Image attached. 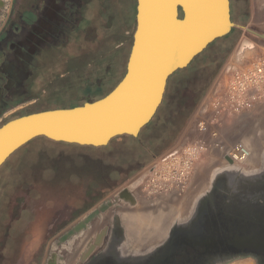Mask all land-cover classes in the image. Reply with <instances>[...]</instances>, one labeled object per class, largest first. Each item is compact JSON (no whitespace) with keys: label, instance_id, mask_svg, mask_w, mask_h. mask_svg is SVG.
I'll use <instances>...</instances> for the list:
<instances>
[{"label":"rangeland","instance_id":"rangeland-1","mask_svg":"<svg viewBox=\"0 0 264 264\" xmlns=\"http://www.w3.org/2000/svg\"><path fill=\"white\" fill-rule=\"evenodd\" d=\"M231 7L235 45L244 37L254 47L249 54L264 55V29L242 17L248 2L240 9L231 0ZM136 15L137 0H0V127L23 115L84 103L91 90L81 78L86 69L102 65L119 79ZM114 45L122 47L123 61L116 75ZM193 73L169 79L171 101L179 94L196 101L194 84L204 87L211 77ZM218 74L176 141L159 154L148 148L146 163L133 159L112 189L118 159L47 141L19 150L6 165L15 167L12 185L0 193V264H264V95L253 113L238 117L224 91L226 76ZM195 146L203 148L185 159L178 183L173 170L179 160L173 157L183 159L186 148ZM137 147H125L131 158ZM237 147L247 160L232 159ZM154 199L164 203L152 205L164 210L159 227H148L143 236L131 231L135 226L124 223V208L141 210L143 200ZM94 211L100 216L74 234Z\"/></svg>","mask_w":264,"mask_h":264},{"label":"water","instance_id":"water-1","mask_svg":"<svg viewBox=\"0 0 264 264\" xmlns=\"http://www.w3.org/2000/svg\"><path fill=\"white\" fill-rule=\"evenodd\" d=\"M136 20L127 71L118 85L96 101L3 124L0 167L37 137L101 147L123 135L139 136L162 104L169 78L236 26L231 0H137Z\"/></svg>","mask_w":264,"mask_h":264},{"label":"trees","instance_id":"trees-1","mask_svg":"<svg viewBox=\"0 0 264 264\" xmlns=\"http://www.w3.org/2000/svg\"><path fill=\"white\" fill-rule=\"evenodd\" d=\"M245 2H248V0H245ZM245 18L248 19V13L245 14ZM237 32L238 29L233 27L232 31L217 40H215L213 43H211L201 54L195 57V59L191 62V64L184 68L179 69L176 71L172 76H180V75H186V74H200V78H206L208 80L209 77H211L208 81H206V84L203 86L194 84V89L196 93H198V97L194 103L187 100H182V96L179 94L176 98L174 97V100L171 101L170 95H172V92L170 91L169 81L166 89V93L163 99L162 104L160 105L157 113L153 117V119L148 123L140 132L139 136L134 137L131 135H123L117 138H114L108 145L101 146V147H94V146H82V147H88L96 152H101L102 155L107 156L108 159H118L119 165L116 166V168L113 170L111 177L112 180H114V184L109 188H114L117 183V178L121 177L123 173V168H126L131 161L137 160L141 163H146L150 159L151 152L155 154L161 153L164 149L171 146L177 139L178 135L182 132L184 127L186 126L189 118L195 111V108L199 101L202 99L204 93L208 89L209 85L211 84L214 76L218 73L221 66L225 62L227 56L230 54L232 49L235 46L236 40H237ZM133 45V43H132ZM215 45L213 50L211 51V54L209 56H205V52L210 49L211 46ZM132 48V46H131ZM114 54H115V61L113 62V65L111 66L114 69L115 75L117 74L118 69L123 68V61L122 57L119 55V51L122 50V47H117V45H114ZM131 53V49H130ZM130 53L128 54V57L126 58V66L125 70L127 71V63L130 56ZM201 58H204V60H200ZM202 61V65L199 66L198 62ZM96 70L86 69L84 74L81 76V78L84 80L83 84L88 85V87L91 88L90 95L86 97V101H96L107 94H109L117 85L118 83L123 79L125 73L119 78L114 79L113 76L110 75L111 70L109 72L103 71V66H96ZM97 72L100 74V77L97 76ZM103 72V73H102ZM215 73V74H213ZM105 75V76H103ZM110 75V76H109ZM212 75V76H211ZM171 76V77H172ZM96 77L101 78V84H96ZM170 77V78H171ZM109 78L108 80H106ZM169 78V79H170ZM90 84V85H89ZM110 85V88L106 90L104 93L100 94L97 93L99 89L106 88ZM202 88V89H201ZM103 91V90H102ZM174 92V91H173ZM92 94V95H91ZM175 95H177L175 93ZM84 102V103H85ZM82 104H75L68 106L66 108H71ZM149 133V139L147 144H144L145 135ZM34 141H47L51 143H60L62 145H69V146H81L77 144H68L64 142H56L53 140H50L46 137H37L33 139L31 142L26 144L25 146H28ZM138 146L140 152L138 151V155L134 158H131V155L126 150L127 147H133ZM23 146V147H25ZM22 147V148H23ZM117 147L121 148V154L118 156L116 154ZM20 148L19 150H21ZM148 148L151 150V152L148 151ZM19 150L16 151L1 167H0V193L6 188H10L12 185L11 179L15 176V167L13 168L8 165V162L10 159H12L13 156L18 155ZM6 167L7 172H3V169ZM13 170V171H12ZM136 169H133L129 172L128 175H131L135 173ZM7 176V177H6ZM120 179V178H119ZM13 180V179H12ZM9 248L6 247L3 249L4 254L8 252Z\"/></svg>","mask_w":264,"mask_h":264},{"label":"built area","instance_id":"built-area-1","mask_svg":"<svg viewBox=\"0 0 264 264\" xmlns=\"http://www.w3.org/2000/svg\"><path fill=\"white\" fill-rule=\"evenodd\" d=\"M226 97L229 102L233 104V110L236 112H242L243 109L249 104L251 98L256 95H264V55L258 57L252 61L248 66L235 71L229 78L226 88ZM202 125V124H201ZM204 128V126H201ZM240 145V144H239ZM203 147H187L186 157L180 158L174 156L173 160H179L176 168L173 170V177L178 183L181 182V177L184 175L182 164L189 155H194L198 149ZM238 153L232 154V157L236 160H245V149L237 147ZM177 177V179H175Z\"/></svg>","mask_w":264,"mask_h":264},{"label":"crops","instance_id":"crops-1","mask_svg":"<svg viewBox=\"0 0 264 264\" xmlns=\"http://www.w3.org/2000/svg\"><path fill=\"white\" fill-rule=\"evenodd\" d=\"M233 1L236 2L238 8L240 9L242 8L241 2L243 0H233ZM246 13H248V19L246 22L247 25L249 26L253 25L255 26V29L261 32V30L264 29V0H248V7H247ZM246 13H244L242 17ZM243 38L239 40L237 45L234 46L230 54L227 56V59L225 60V62L223 63V65L221 66L218 72L219 74L217 76V79L220 76H223L224 74V76H226L225 80H227L226 82H228L230 76L235 71L248 66L252 61L262 56L259 54L258 55L249 54V52H251V50L254 47L250 44V42L244 41ZM260 96L261 94L260 95L255 94L254 98L250 99V104H248L249 106H246L242 112H238V113L236 111H233V112L234 113L236 112L237 113L236 115L238 117H241V116L245 117L246 115L253 113V110L255 109V107H258L259 104H262V101H261L262 98ZM231 109H233V106ZM214 134L217 135V133H214ZM216 145H218V143H216ZM232 159L234 160L233 157Z\"/></svg>","mask_w":264,"mask_h":264},{"label":"bare ground","instance_id":"bare-ground-1","mask_svg":"<svg viewBox=\"0 0 264 264\" xmlns=\"http://www.w3.org/2000/svg\"><path fill=\"white\" fill-rule=\"evenodd\" d=\"M251 143V142H250ZM217 146V145H216ZM244 156L246 157L247 159V156L248 154L245 153ZM245 159V160H246ZM142 199V198H141ZM144 201V206H141L139 209L141 210H135L133 207L134 210H132V208H124V211H122V218H123V221L124 223L127 225V227H130L133 225V227L136 229L134 230H131V231H137V233L139 234V232L141 233V235L143 236V233H146L148 227H151L153 225H155L154 227L155 228H158L159 227V223L161 222L160 220H157V219H160L159 216L161 217V212L164 211L162 210V207L160 208L159 206H152V205H164V203L162 204L161 202H159L158 200H155L154 199V202L153 201H150V200H143ZM156 202V203H155ZM131 203V202H130ZM142 204V203H141ZM140 204V205H141ZM123 209V208H122ZM138 209V208H137ZM107 211V210H105ZM119 211V210H118ZM121 211V210H120ZM100 211H94L92 212L86 219L84 222L80 223L79 226H77L75 233H78L80 232L82 229H84L83 227H86V223H88L89 221H91L94 217L96 216H100ZM164 213V212H163ZM108 215V214H107ZM121 216V215H120ZM162 218V217H161ZM157 220V221H155ZM161 224V223H160ZM99 226V225H98ZM163 226V224L161 225ZM126 227V228H127ZM131 228V227H130ZM129 228V230H130ZM128 229V228H127ZM94 230V229H93ZM128 230V231H129ZM130 231V232H131ZM146 231V232H144ZM152 231V230H151ZM129 233V232H128ZM164 233V232H163ZM130 234V233H129ZM136 234V233H134ZM134 234H130V235H134ZM145 235V234H144ZM158 235V234H157ZM156 235V237H158ZM139 236V235H138ZM85 237V236H84ZM132 238V236H129ZM141 237V236H140ZM146 237V236H145ZM144 237V238H145ZM130 238V239H131ZM81 239V238H80ZM84 239V238H83ZM143 239V238H142ZM141 239V240H142ZM147 239V238H146ZM83 241V240H81ZM82 243V242H81ZM75 245V244H74ZM76 246V245H75ZM74 246V247H75ZM78 246V245H77ZM78 250V249H76ZM75 252V251H74ZM78 252V251H77ZM68 253V252H67ZM69 254V253H68ZM74 254V253H73ZM67 257V255H66ZM71 255L68 257L70 259ZM76 257V256H75ZM67 258V260H68ZM73 258V257H72ZM67 264V263H66Z\"/></svg>","mask_w":264,"mask_h":264},{"label":"flooded vegetation","instance_id":"flooded-vegetation-1","mask_svg":"<svg viewBox=\"0 0 264 264\" xmlns=\"http://www.w3.org/2000/svg\"><path fill=\"white\" fill-rule=\"evenodd\" d=\"M246 159V158H245ZM235 177L234 176H230L229 177V180H232V179H234ZM74 260H75V258H74ZM73 262V260L71 261V262H69V261H66L65 260V264L67 263V264H71Z\"/></svg>","mask_w":264,"mask_h":264}]
</instances>
